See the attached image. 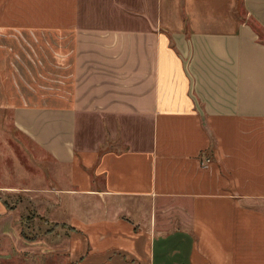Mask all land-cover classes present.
I'll list each match as a JSON object with an SVG mask.
<instances>
[{"label":"crops","instance_id":"1","mask_svg":"<svg viewBox=\"0 0 264 264\" xmlns=\"http://www.w3.org/2000/svg\"><path fill=\"white\" fill-rule=\"evenodd\" d=\"M251 21L264 0H0V133L72 196L30 239L0 204V264H264Z\"/></svg>","mask_w":264,"mask_h":264},{"label":"rangeland","instance_id":"2","mask_svg":"<svg viewBox=\"0 0 264 264\" xmlns=\"http://www.w3.org/2000/svg\"><path fill=\"white\" fill-rule=\"evenodd\" d=\"M10 138L9 134L0 133V204L5 205L6 203L8 207L10 205L18 207L17 216L19 219L21 218V232L25 231L24 235L27 232L32 234L31 236L26 235L29 239L30 237L37 238L35 233L41 236L59 226L67 225V223L49 222L46 217L50 215L46 211L48 205L59 204V210L62 209L61 214L66 210L67 197L69 196L59 194L54 190V188L64 186V182L54 179L48 164L42 162V169L37 168L36 164H33L34 161L23 155L19 146L16 145V151H14L9 144ZM4 184L16 188L3 189L1 186ZM22 187H31L33 190H22ZM69 198L72 200V196ZM75 200L76 217L82 218L84 199L77 196ZM127 202L130 203V201ZM29 223H31L30 227H24ZM38 227L41 231L38 230ZM57 230L61 232L66 229Z\"/></svg>","mask_w":264,"mask_h":264},{"label":"trees","instance_id":"3","mask_svg":"<svg viewBox=\"0 0 264 264\" xmlns=\"http://www.w3.org/2000/svg\"><path fill=\"white\" fill-rule=\"evenodd\" d=\"M252 25L256 29V31L258 32L260 40L264 42V29L259 24H257L256 22H252Z\"/></svg>","mask_w":264,"mask_h":264}]
</instances>
